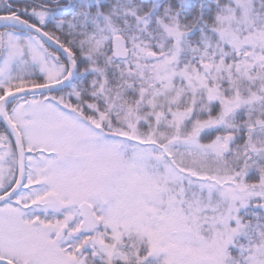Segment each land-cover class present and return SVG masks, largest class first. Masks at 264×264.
<instances>
[{"label":"snow or ice","instance_id":"snow-or-ice-1","mask_svg":"<svg viewBox=\"0 0 264 264\" xmlns=\"http://www.w3.org/2000/svg\"><path fill=\"white\" fill-rule=\"evenodd\" d=\"M0 264H264V0H0Z\"/></svg>","mask_w":264,"mask_h":264}]
</instances>
